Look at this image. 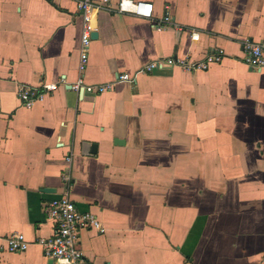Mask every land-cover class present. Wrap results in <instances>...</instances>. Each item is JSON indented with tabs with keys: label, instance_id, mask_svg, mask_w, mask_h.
I'll use <instances>...</instances> for the list:
<instances>
[{
	"label": "crops",
	"instance_id": "crops-1",
	"mask_svg": "<svg viewBox=\"0 0 264 264\" xmlns=\"http://www.w3.org/2000/svg\"><path fill=\"white\" fill-rule=\"evenodd\" d=\"M77 1L0 0V264L51 261L45 207L63 197L102 225L80 232L92 264H264V70L243 61L264 0H133L152 19ZM219 49L208 70L145 71ZM79 79L116 85L90 95ZM43 83L58 89L25 108L19 88ZM17 234L25 252L9 251Z\"/></svg>",
	"mask_w": 264,
	"mask_h": 264
},
{
	"label": "built area",
	"instance_id": "built-area-1",
	"mask_svg": "<svg viewBox=\"0 0 264 264\" xmlns=\"http://www.w3.org/2000/svg\"><path fill=\"white\" fill-rule=\"evenodd\" d=\"M78 9L80 12L88 14L96 9V5L91 0H78ZM111 0H104L105 5H109ZM117 11L121 14H133L143 19L153 18V5L143 2H135L133 0H121L118 3ZM169 18L165 20L168 24ZM164 23V24H165ZM164 24H159L158 29H164ZM194 40L200 39V33L192 34ZM91 41V31L86 28L83 37L82 45L84 52L82 54L81 71H85L88 61V47ZM245 56L244 63L254 70H264V40L261 42H247L244 46ZM225 58L223 50L219 49L212 54L207 55L204 61L199 63H190L184 58H167L159 59L152 62L146 69V72H153L156 69L165 68H181L185 71H200L208 70L212 64L221 63ZM130 75H121L118 81H129ZM116 83L106 85H89L84 79H79L77 83L71 85V89L76 92H85L90 95H102L112 91ZM57 84L43 83L40 87L31 88L21 86L18 90V97L27 109L33 108L38 102L42 101L49 93L57 91ZM45 212L54 224L55 235L51 239L40 240L39 244L43 247L45 255L53 261V264H92L87 261L84 253L79 248L80 232L84 229L102 230V225L98 218L91 213L80 212L77 204L69 197H63L53 200L46 204ZM9 251L25 252L29 248V243L21 234L13 235L9 240Z\"/></svg>",
	"mask_w": 264,
	"mask_h": 264
},
{
	"label": "water",
	"instance_id": "water-1",
	"mask_svg": "<svg viewBox=\"0 0 264 264\" xmlns=\"http://www.w3.org/2000/svg\"><path fill=\"white\" fill-rule=\"evenodd\" d=\"M94 37H96V35H94L93 38ZM46 192H50V191L47 189ZM48 264H53V261L51 260Z\"/></svg>",
	"mask_w": 264,
	"mask_h": 264
}]
</instances>
